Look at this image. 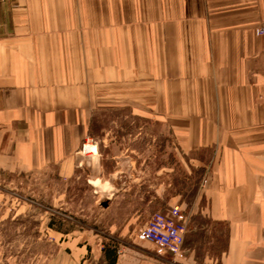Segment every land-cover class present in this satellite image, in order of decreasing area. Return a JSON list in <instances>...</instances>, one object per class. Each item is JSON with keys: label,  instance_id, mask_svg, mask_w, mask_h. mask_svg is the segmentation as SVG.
Masks as SVG:
<instances>
[{"label": "crops", "instance_id": "0c3cea01", "mask_svg": "<svg viewBox=\"0 0 264 264\" xmlns=\"http://www.w3.org/2000/svg\"><path fill=\"white\" fill-rule=\"evenodd\" d=\"M261 29L264 0H0V157L65 172L102 111L167 119L216 154L173 264H264ZM140 250L116 264L171 255Z\"/></svg>", "mask_w": 264, "mask_h": 264}, {"label": "rangeland", "instance_id": "374dc122", "mask_svg": "<svg viewBox=\"0 0 264 264\" xmlns=\"http://www.w3.org/2000/svg\"><path fill=\"white\" fill-rule=\"evenodd\" d=\"M215 164V153L182 150L167 119L130 108L97 115L66 173L16 169L0 157V264H105L104 249L117 260L137 247L156 253L139 231L173 206L191 220ZM198 234L190 241L200 244Z\"/></svg>", "mask_w": 264, "mask_h": 264}, {"label": "built area", "instance_id": "2783aa9c", "mask_svg": "<svg viewBox=\"0 0 264 264\" xmlns=\"http://www.w3.org/2000/svg\"><path fill=\"white\" fill-rule=\"evenodd\" d=\"M258 35H264V29ZM190 217L181 206L155 214L139 231V239L169 252L175 259L183 257V246Z\"/></svg>", "mask_w": 264, "mask_h": 264}, {"label": "trees", "instance_id": "16d2710c", "mask_svg": "<svg viewBox=\"0 0 264 264\" xmlns=\"http://www.w3.org/2000/svg\"><path fill=\"white\" fill-rule=\"evenodd\" d=\"M105 264H116L117 263V251L116 250H103Z\"/></svg>", "mask_w": 264, "mask_h": 264}, {"label": "bare ground", "instance_id": "6f19581e", "mask_svg": "<svg viewBox=\"0 0 264 264\" xmlns=\"http://www.w3.org/2000/svg\"><path fill=\"white\" fill-rule=\"evenodd\" d=\"M92 149L96 150V147H92Z\"/></svg>", "mask_w": 264, "mask_h": 264}]
</instances>
